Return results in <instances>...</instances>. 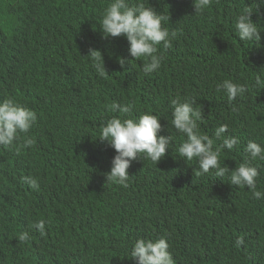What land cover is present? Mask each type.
Returning a JSON list of instances; mask_svg holds the SVG:
<instances>
[{"label": "trees", "instance_id": "16d2710c", "mask_svg": "<svg viewBox=\"0 0 264 264\" xmlns=\"http://www.w3.org/2000/svg\"><path fill=\"white\" fill-rule=\"evenodd\" d=\"M82 5L0 0V102L12 98L37 113L28 134L35 141L30 148L22 147L23 135L13 147H0L5 188L0 243H8L0 244V264H135L130 261L134 241L158 236L168 239L175 264H264V199L243 202L239 188L222 189V197L210 194L217 211L209 208L203 185L210 190L211 175L196 176L197 162L179 157L177 149L185 137L172 128L169 106L174 98L183 101L189 96L185 91L197 85L204 119L201 134L215 144V128L227 124L224 135L264 146V89L255 85V75L264 76V0H212L203 11L209 14L205 25L195 29L182 16L169 17L164 24L175 32L172 46H159L165 58L150 76L142 72L140 61L117 55L108 38H98L99 29L103 34L104 2L82 0ZM243 7L254 10L251 19L261 31L258 43L236 37L235 18ZM78 21L86 30L78 29ZM90 48L101 53L107 76L96 73L87 56ZM120 58L126 61L124 68ZM198 59L205 66H192ZM225 79L245 85L247 91L229 103L215 89ZM215 96L217 112L207 118ZM113 101L130 104L132 112H111ZM62 110L70 126L61 118ZM144 113L160 117L163 130L158 135H171V147L156 166L147 159L134 160L128 187L110 184L104 174L116 153H108L99 142L101 126L114 116L138 118ZM220 160L231 171L246 158L240 148L222 151ZM251 162L260 165L256 184L264 191V161ZM83 163L88 164L83 169L89 185L86 198ZM6 169L21 178H36L39 187L30 188L21 178L8 176ZM19 198L26 201L17 206ZM169 208V213L163 211ZM235 208L234 218L242 228L225 240L233 256L223 247L217 253L202 224L218 230ZM38 220L45 221L43 238L31 227ZM20 232L28 233L27 242L17 239ZM18 243L26 247L18 248Z\"/></svg>", "mask_w": 264, "mask_h": 264}, {"label": "clouds", "instance_id": "9594fccd", "mask_svg": "<svg viewBox=\"0 0 264 264\" xmlns=\"http://www.w3.org/2000/svg\"><path fill=\"white\" fill-rule=\"evenodd\" d=\"M102 1L104 10L100 17V28L103 34L99 29L97 31L98 38L101 41L102 35L104 38H108L117 55H125L129 59L140 61L142 72L148 76L160 69L165 58L163 54L159 53V46L162 44L164 49L170 48L172 46L171 39L175 36V32H170L164 22H168L169 17L182 16L187 20L190 29L200 28L205 25L209 16L203 11L212 4V0H168V4L161 3V0L148 4H145L144 0H136L132 3L129 2L130 0ZM70 3L82 9V0H68L69 5ZM253 12L252 7H243L235 18V33L241 42L258 43L261 40V31L257 23L251 19ZM230 19L233 21L231 17ZM77 26L79 30H86L87 27L81 21H78ZM228 28H230L229 24ZM87 56L92 58V66L96 73L100 77L107 76L101 53L90 48ZM118 63L121 68H124L126 61L120 58ZM195 65L205 66L201 59H198L192 66ZM189 79L190 75L181 82L182 87L189 82ZM255 85L264 89V76L260 73L255 75ZM196 86L185 91L189 96L183 101L174 98L170 101L169 106L172 110V128L185 137L177 149L179 157H182L185 163L192 164L193 160L197 162L196 176L211 175L210 190L203 185V191L208 192L206 195L207 206L217 211L216 202L210 194L219 198L224 195L222 189L228 190L229 188L241 190L239 201L250 203L254 199H264V191L258 190L256 184L260 175V165L251 162V160L264 161V146L251 140L241 144L238 137L230 134L224 135L229 130L227 124H221L215 128L213 133V137L217 140L215 144L214 139L208 134H201L199 125L204 123V119ZM215 89L217 92H223L229 103L247 91L245 85L234 83L231 79L217 83ZM217 107V96H215L214 102L208 107L207 118L214 117ZM109 110L114 113L129 114L132 112V106L113 101L109 105ZM59 114L70 126L71 120L66 111L62 110ZM159 121L160 117L144 113L138 118L114 116L101 126L99 142L108 153H116L111 160V165L109 162L106 164L105 171L110 169L104 174L107 182L126 188L128 187V174L133 169L131 163L134 160L147 159L155 166L162 160L166 150L171 147L172 136L158 135L163 130ZM36 123L37 113L34 110L12 98L0 102V147H13L23 135L25 138L22 147L30 148L35 141L28 134ZM58 142L59 140L56 141V145ZM240 148L246 158L245 162H241L231 171L226 165L222 166L220 160L222 151H235ZM87 165L83 163L80 171L84 178V181L81 182V184L84 183L82 192L84 198L89 192V185L83 173V169ZM6 170L9 172V169ZM178 173L180 176V171ZM8 176L21 178V175L10 172ZM21 179L30 188L37 189L39 187L38 180L32 176H25ZM260 183L263 184L262 181ZM183 185L188 192V183ZM4 196V183L0 177V201ZM25 201L24 198L22 200L19 198L17 206ZM187 201L188 198H186V204ZM163 211L169 213L171 209ZM235 213L236 208L228 219L221 222V228L218 230H210L206 227V223L202 224L205 236L214 241V250L217 253H219L220 247H223L229 252V255L233 256L232 249L225 240L242 228L234 218ZM31 227L38 231L40 237L43 238L46 235L44 220L36 221ZM17 239L20 242H27L29 235L27 232H20ZM236 243L238 246L242 245L243 240L238 239ZM0 244L1 246L8 245L5 239ZM16 245L18 248L26 247L21 243ZM130 256L132 257L130 261H135V264H175L173 256L169 252L168 239L164 236L150 237V239L137 238L130 249Z\"/></svg>", "mask_w": 264, "mask_h": 264}]
</instances>
